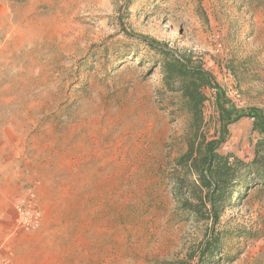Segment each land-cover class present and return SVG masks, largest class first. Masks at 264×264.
Wrapping results in <instances>:
<instances>
[{"label": "rangeland", "instance_id": "1", "mask_svg": "<svg viewBox=\"0 0 264 264\" xmlns=\"http://www.w3.org/2000/svg\"><path fill=\"white\" fill-rule=\"evenodd\" d=\"M124 30L191 54L239 109L264 111L252 1L0 0V264H191L200 249L207 225L181 220L171 183L188 116L159 92V55ZM256 136L231 126L222 152L250 161ZM219 228L233 235L220 264H264V187Z\"/></svg>", "mask_w": 264, "mask_h": 264}, {"label": "trees", "instance_id": "2", "mask_svg": "<svg viewBox=\"0 0 264 264\" xmlns=\"http://www.w3.org/2000/svg\"><path fill=\"white\" fill-rule=\"evenodd\" d=\"M23 4L28 0H4ZM132 0H128L130 2ZM264 12V0H248ZM129 39L155 51L159 58L163 97H175L172 104L188 116L185 136L186 150L174 162L173 196L182 221L206 224L207 229L191 264H220L225 244L219 228L224 213L241 205L256 186L264 187V111L260 108L239 109L222 90L215 76L191 54L178 56L172 49L147 36L124 30ZM213 91L218 112V128L213 139L205 133L204 108L209 100L206 91ZM252 122L256 134L254 155L250 161L232 152H222L230 137V127L243 121ZM240 238H250L251 232L240 231Z\"/></svg>", "mask_w": 264, "mask_h": 264}, {"label": "built area", "instance_id": "3", "mask_svg": "<svg viewBox=\"0 0 264 264\" xmlns=\"http://www.w3.org/2000/svg\"><path fill=\"white\" fill-rule=\"evenodd\" d=\"M35 216L33 218H25L24 220V224L27 226V227H33V226H36L38 225V214H34Z\"/></svg>", "mask_w": 264, "mask_h": 264}, {"label": "crops", "instance_id": "4", "mask_svg": "<svg viewBox=\"0 0 264 264\" xmlns=\"http://www.w3.org/2000/svg\"><path fill=\"white\" fill-rule=\"evenodd\" d=\"M0 262H1V257H0Z\"/></svg>", "mask_w": 264, "mask_h": 264}]
</instances>
